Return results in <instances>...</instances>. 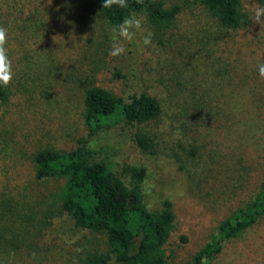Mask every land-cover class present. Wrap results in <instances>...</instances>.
<instances>
[{
	"label": "rangeland",
	"instance_id": "rangeland-1",
	"mask_svg": "<svg viewBox=\"0 0 264 264\" xmlns=\"http://www.w3.org/2000/svg\"><path fill=\"white\" fill-rule=\"evenodd\" d=\"M160 1L180 7L174 22L158 28L135 14L141 27L127 41L96 0H0L14 72L0 105V192L51 215L35 258L1 264H83L87 254L108 251L102 234L78 229L58 212L63 181L36 180L33 161L45 148L70 151L86 135L84 96L93 86L124 99L146 93L161 105L155 120L112 130L94 146L96 160L110 162L123 179L129 167L144 169L139 189L148 210L172 204L164 245L171 264L188 263L257 193L264 179V23L253 17L264 0H242L249 23L236 31L220 28L195 0ZM114 44L124 52L111 55ZM139 130L152 154L132 140ZM210 264H264V217L225 242Z\"/></svg>",
	"mask_w": 264,
	"mask_h": 264
},
{
	"label": "trees",
	"instance_id": "trees-1",
	"mask_svg": "<svg viewBox=\"0 0 264 264\" xmlns=\"http://www.w3.org/2000/svg\"><path fill=\"white\" fill-rule=\"evenodd\" d=\"M206 13L225 30L247 27L249 20L242 10V0H195ZM98 8L113 29L125 18L144 13L158 28L170 26L180 7L165 8L160 0H128L125 9ZM9 92L0 85V105L6 104ZM161 113L158 100L146 93L127 99L101 87L86 89L84 96V127L86 135L79 137L70 151L45 148L34 157L35 179L62 180L56 194L59 213L68 216L78 229L102 234L108 251L89 253L83 264H171L164 255V245L173 226L172 204L165 201L159 211H150L143 204L139 184L145 171L129 167L126 179L116 173L107 161L96 160L99 150L94 141L120 128L121 131L140 127L155 120ZM132 140L143 152L153 153L146 133L139 130ZM48 217H51L49 214ZM47 215L42 216L24 200L0 192V264L5 258L19 256L35 258L39 251ZM264 217V179L255 196L238 207L218 226L216 234L186 264H207L222 250L225 242L241 236Z\"/></svg>",
	"mask_w": 264,
	"mask_h": 264
},
{
	"label": "clouds",
	"instance_id": "clouds-1",
	"mask_svg": "<svg viewBox=\"0 0 264 264\" xmlns=\"http://www.w3.org/2000/svg\"><path fill=\"white\" fill-rule=\"evenodd\" d=\"M141 0H137L140 3ZM125 9L129 6L128 0H103L102 7L111 9L113 7ZM254 22L257 24L264 23V7L258 8L254 13ZM141 21L135 17L125 18L120 25H117L114 31L127 41H132L135 36L133 29H140ZM8 29L0 25V85L8 86L14 77L12 61L9 59L8 48ZM145 44L151 43V34L144 40ZM124 52V48L119 44H114L111 55H120ZM259 74L264 77V64L259 65ZM202 264H207L206 258L202 260Z\"/></svg>",
	"mask_w": 264,
	"mask_h": 264
}]
</instances>
